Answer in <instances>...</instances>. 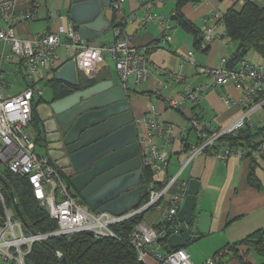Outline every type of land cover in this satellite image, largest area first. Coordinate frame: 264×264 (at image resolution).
Masks as SVG:
<instances>
[{"label": "built area", "instance_id": "2783aa9c", "mask_svg": "<svg viewBox=\"0 0 264 264\" xmlns=\"http://www.w3.org/2000/svg\"><path fill=\"white\" fill-rule=\"evenodd\" d=\"M230 1L237 7L245 2ZM250 1L260 3L259 0ZM44 7L45 0H0V163L9 174L27 179L35 200L46 209L57 227L46 234L28 232L15 213L11 214L2 194L4 189L0 184V264H33L27 261V256L35 242L83 232L92 234L95 239L127 240L134 249L137 259L143 264H194L185 248H169L165 251L159 242L161 238L178 233L177 214L186 196L185 184L178 186L176 193L170 196L169 191L177 182L176 176L165 182L157 183L156 180V176L169 164L167 153L157 145V138L170 137L175 130L174 124L163 123L154 117L135 120L142 167L152 174V179L146 181L148 188L146 199L137 208L129 209L122 215L90 211L78 197L73 196L74 191L68 188L62 178L63 174L51 160L36 153L34 137L27 128L32 121L34 99L43 94L39 83L52 73L50 70L58 69L56 51L59 47L66 48L71 60L74 61L76 71L89 80L96 76L104 63V54H107L114 62L118 85L125 92L131 79L139 86L151 74L147 53L139 51L121 28L113 29L114 41L94 44L83 40L72 23L64 25L58 17L54 19V26L47 32L31 38L21 37L17 33L18 26L37 20ZM114 9L118 11L117 3ZM222 16L217 10L209 13L204 21L206 26L199 49H205L211 42L212 23L222 24ZM162 20V15L150 13L143 18L145 23ZM63 38L66 40L64 43ZM169 41L171 35L165 34L161 42ZM184 57L191 64L194 63L193 51L187 52ZM227 62L228 60L222 58L219 67H201L198 71L213 78L217 84L223 86L230 84L240 90L242 112L230 124L214 130L207 128V124L200 119H191L189 126L196 130L199 142L192 146L186 156V162L203 153H208L221 161L232 156L245 157L246 152L242 148L217 147V142L223 136H237L242 129L251 126L250 119L256 112H264V63L244 60L229 68ZM4 65L13 66L14 74L24 72L22 89L18 93L11 94L5 91L10 87L7 84L4 89L6 76ZM174 77L180 81L182 73L175 72ZM207 88L208 85L195 89L186 86L176 98L166 97L167 106L173 108L187 101L196 102L201 98V91ZM221 99L226 104L233 103L224 97ZM151 112H154L153 107ZM261 138L260 152L264 150V130ZM0 175L2 176L1 173ZM163 198H168L167 206L155 226L142 220L134 226L127 237L115 233L114 226L158 208ZM168 227L173 228L170 233L167 231ZM224 252L221 251L203 264H220Z\"/></svg>", "mask_w": 264, "mask_h": 264}, {"label": "crops", "instance_id": "0c3cea01", "mask_svg": "<svg viewBox=\"0 0 264 264\" xmlns=\"http://www.w3.org/2000/svg\"><path fill=\"white\" fill-rule=\"evenodd\" d=\"M116 3L119 5L118 11L106 10L105 15L110 24L113 16H116L114 18L116 21L121 19L124 22L123 32L130 37L131 43L139 51L147 53L151 66L148 79L139 86L131 79L126 91L134 120L154 117L163 123L175 125L170 137L157 138L158 147L167 153L169 159L167 168L156 176L157 183L176 176L177 182L169 191L171 196L176 193L178 186L186 184L192 178L198 179L201 183L197 196L198 209L212 214L209 235L203 236L202 242L189 244L193 245L191 251L187 247L185 249L194 264H203L223 249H226L220 259L223 264H240L239 260L228 251V247L257 230H264V168L260 157L255 156L258 163L256 178L260 184L259 189L247 183L249 159L246 157L232 156L221 161L208 153H203L186 162V156L192 146L199 142L196 130L189 126L191 119H200L207 124V128L214 130L230 124L242 112L240 90L230 84L225 86L217 84L213 78L198 71L201 67H219L222 58L228 60L236 51L237 43L230 41L224 35V27L221 23L213 22L211 42L205 49H196L193 35L172 20L177 0H118ZM70 7L71 0H45V7L39 13L38 19L32 21L33 24L19 25L17 33L21 37L31 38L36 34L47 32L54 26V19L58 17L64 25H68L71 23ZM232 7L233 3L230 0H199L196 4L185 5L181 13L203 32L206 26L204 21L212 10H217L223 15ZM147 13L162 15L163 20L145 23L143 18ZM108 31L111 32V37L103 39ZM165 34L171 35V41L162 43ZM114 39V31L110 27L91 43H110ZM62 42L66 40L63 38ZM154 42H157V48L151 50ZM189 51H193V64L184 57ZM68 60H71L69 52L64 46L59 47L56 51V66L59 68ZM253 63L261 62L253 61ZM56 70H50L52 73L49 72L51 75L49 74L50 77L48 75L47 79L51 78ZM175 72L182 73V80L175 79ZM77 74L80 75V79H86L82 73L77 72ZM96 77L100 81L113 80L114 84H119L117 74L113 78L111 70L104 63L94 78ZM203 85H208V88L201 91V98L196 102L187 101L173 108L167 106V96L176 98L186 86L195 89ZM221 97L233 103L226 104ZM51 99L50 97L47 101ZM37 100L45 101L42 95ZM152 107L155 113L151 112ZM250 122L251 126H248L250 129L262 128L264 112H256ZM34 130L36 131L33 135L28 132L38 141V144L35 141L36 147L55 164L54 158H57L59 153L52 152L54 158H51L49 152L47 153L40 145L42 138L47 143L43 128L38 123ZM39 131L41 135L37 138ZM259 139H262L261 136L256 138L257 141ZM47 144L51 151L58 146V143ZM167 200L168 198H163L159 207L149 210L143 220L155 226L166 209ZM237 250L246 264H264V256L257 255L249 248L238 246Z\"/></svg>", "mask_w": 264, "mask_h": 264}, {"label": "water", "instance_id": "95a60500", "mask_svg": "<svg viewBox=\"0 0 264 264\" xmlns=\"http://www.w3.org/2000/svg\"><path fill=\"white\" fill-rule=\"evenodd\" d=\"M118 0H71L69 20L80 37L92 42L111 24L105 11H115ZM53 78L73 87L80 86L73 60L54 72ZM41 109L45 110L42 114ZM38 122L46 133L47 143H58L54 166L68 179L86 207L95 213L122 215L134 209L148 194L143 173L137 127L127 93L113 80L85 84L58 100L36 107ZM0 184L8 194L16 217L32 233L24 219L7 181ZM201 183L190 179L186 196L177 214L178 233L167 238L171 249L185 248L209 235L212 214L198 209ZM53 248L48 240H42ZM67 264L65 256H60Z\"/></svg>", "mask_w": 264, "mask_h": 264}, {"label": "trees", "instance_id": "16d2710c", "mask_svg": "<svg viewBox=\"0 0 264 264\" xmlns=\"http://www.w3.org/2000/svg\"><path fill=\"white\" fill-rule=\"evenodd\" d=\"M198 1L199 0H177L175 14L172 16V20L179 27L193 35L195 41L194 47L196 49L200 48L204 32H201L199 28L187 20L181 13V10L185 5L189 3L196 4ZM115 17L116 16H113L111 27L113 29H122L124 22H122L121 19L116 21V19H114ZM221 22L224 27V35L230 41L237 43L236 51L227 62L229 68L235 67L241 61H249L247 57L250 52L254 53L261 63H264V1L256 3L255 1L245 0L239 7L233 6L226 10L222 16ZM200 34L202 35L200 36ZM152 45L151 50L157 48V42H154ZM78 77L80 79V75ZM99 81L97 77L91 80L80 79V86L78 87L82 88L85 84L92 85ZM44 83L45 86L50 89L51 100L61 99L78 90V87L56 81L53 76ZM36 106L37 105L33 106L31 121V125L35 126V128L39 123ZM253 130L246 127L235 137L223 136L218 140L217 147H228L231 149L242 148L246 152L245 157L249 159L247 183L259 189L260 184L256 178L258 163L255 156L257 155L260 157L264 168V150L262 152L259 151L262 139L257 141L256 138L262 136L264 128ZM40 135L41 131L38 132L37 138H39ZM36 144H38V141H36ZM51 163L53 164L52 161ZM143 173L147 182L152 179V174L149 171L145 169ZM2 176L9 184L19 209L33 232L35 234H46L54 231L57 227L55 221L50 219L46 209L35 200L27 179L9 174L5 169ZM62 178L65 180L68 188L72 189L68 183V179L65 178L64 175H62ZM2 194L7 207L11 208L8 194L4 190H2ZM73 196L78 197L79 195L76 193ZM145 199L146 197L144 200ZM143 217V214L137 215L114 226L113 229L116 234L127 237L134 226L143 220ZM172 230V227L167 228L168 233ZM167 238L168 237H164L159 240L165 251L169 250ZM48 242L53 248L41 242H35L31 252L27 256V261L33 264H62L60 256L64 255L67 264H143L137 259L134 249L125 239L119 241L113 238L95 239L92 234L83 232L71 236L51 237L48 239ZM238 246H245L254 251L257 255L263 257L264 230H257L228 247V251L232 253L234 258L239 260L240 264H246L238 254ZM221 251H226V249ZM221 251L217 252L214 256ZM220 264L223 263L220 261Z\"/></svg>", "mask_w": 264, "mask_h": 264}, {"label": "rangeland", "instance_id": "374dc122", "mask_svg": "<svg viewBox=\"0 0 264 264\" xmlns=\"http://www.w3.org/2000/svg\"><path fill=\"white\" fill-rule=\"evenodd\" d=\"M27 23H31V24H33L34 22L29 21V22H27ZM110 37H111V32L108 31V32L105 34V36L103 37V39H109ZM247 59H248L249 61H251V62H253V61L258 62V61H259V58H258L254 53H252V52L249 53ZM104 64L109 68V70H111L112 75H113V78H115V74H117V73H116V70H115V67H114V62H113V60H112L111 58L108 57L107 54H104ZM3 69H4L5 73H6V76H5V78H4V89H5V87H6L7 84H8V86L10 87L9 89H5V91L7 90V92H8V93H11V94L19 92V91L21 90L22 85H23L22 75H23L24 72L22 71V72L19 73V74H14V72H13V66H11V65H4V66H3ZM50 75H51V74H50ZM50 75H49V77H50ZM46 79H47V78H45L42 82L39 83L40 89H43L42 98H43V100H45V101L49 100L50 97H51L50 89L47 88V87L45 86V83H44V81H45ZM41 111H42V114H43L45 110L41 109ZM34 129H35V126H33V125H31V124H30V125L28 126V128H27V130H28L32 135H33V134L35 133V131H36V130H34ZM35 141H36V140L34 139V142H35ZM40 145H41V144H40ZM35 151H36L37 154H39V155H43V154H42V151H41L38 147H36V150H35ZM0 173H1V174H4V166H3L1 163H0ZM71 192H72V191H71ZM72 193H73V192H72ZM73 194H74V193H73ZM9 209H10L11 214H14V211H13L12 206H11V208L9 207ZM148 213H149V211H147V212L144 213L143 215L148 214ZM145 220H146V218H145ZM25 232L28 233L26 230H25ZM199 242H202V239H200L199 241L194 242V243L196 244V243H199ZM191 246H193V245H191ZM191 246H190V245L187 246V248L189 249V251H191Z\"/></svg>", "mask_w": 264, "mask_h": 264}, {"label": "flooded vegetation", "instance_id": "af4514ba", "mask_svg": "<svg viewBox=\"0 0 264 264\" xmlns=\"http://www.w3.org/2000/svg\"><path fill=\"white\" fill-rule=\"evenodd\" d=\"M34 102H35V104L38 106V105H40V104H43V103H49L48 101H43V102H40L39 100H37V98H35L34 99ZM42 142L40 143L41 144V146L45 149V151L48 153V152H50L51 150L50 149H48V144L47 143H45V140H44V138H42ZM73 190V189H72ZM74 191V193L76 194L77 192L75 191V190H73Z\"/></svg>", "mask_w": 264, "mask_h": 264}]
</instances>
